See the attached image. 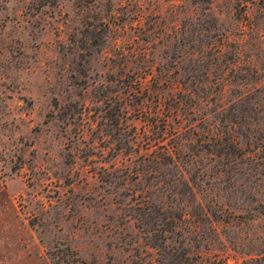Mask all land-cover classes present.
I'll return each instance as SVG.
<instances>
[{
  "label": "rangeland",
  "instance_id": "rangeland-1",
  "mask_svg": "<svg viewBox=\"0 0 264 264\" xmlns=\"http://www.w3.org/2000/svg\"><path fill=\"white\" fill-rule=\"evenodd\" d=\"M0 264H264V0H0Z\"/></svg>",
  "mask_w": 264,
  "mask_h": 264
}]
</instances>
